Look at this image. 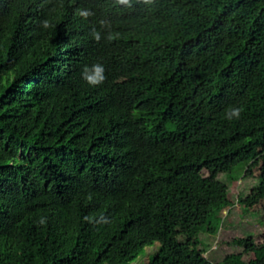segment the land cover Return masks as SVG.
<instances>
[{
    "label": "trees",
    "instance_id": "obj_1",
    "mask_svg": "<svg viewBox=\"0 0 264 264\" xmlns=\"http://www.w3.org/2000/svg\"><path fill=\"white\" fill-rule=\"evenodd\" d=\"M252 171L244 209L264 198V0H0V264L155 243L149 264H213L201 235ZM231 244L264 264V238Z\"/></svg>",
    "mask_w": 264,
    "mask_h": 264
},
{
    "label": "rangeland",
    "instance_id": "obj_2",
    "mask_svg": "<svg viewBox=\"0 0 264 264\" xmlns=\"http://www.w3.org/2000/svg\"><path fill=\"white\" fill-rule=\"evenodd\" d=\"M256 174L257 171H252L248 176H243L229 185L230 192L227 197L229 209L225 211L219 232L212 236L201 235L203 244L200 248L204 256L213 264H232L233 255L241 252L240 247L231 244V241L237 237L251 235L256 243V248L252 252L243 255L245 260L262 255L260 245L264 238V198L249 209H244L238 203L256 183ZM158 245L155 243L150 247H145L132 264H149L150 259L158 251ZM185 247V240L180 237V248L185 249Z\"/></svg>",
    "mask_w": 264,
    "mask_h": 264
},
{
    "label": "clouds",
    "instance_id": "obj_3",
    "mask_svg": "<svg viewBox=\"0 0 264 264\" xmlns=\"http://www.w3.org/2000/svg\"><path fill=\"white\" fill-rule=\"evenodd\" d=\"M119 4L127 5L129 3V0H118ZM82 15H86L85 13H81ZM47 27V24L44 25ZM96 39H99L98 34L96 35ZM86 82L91 86H98L99 84L103 83L105 80L104 76V68L100 64L93 65L92 71L90 74L85 75L83 77ZM234 115H239V110H234Z\"/></svg>",
    "mask_w": 264,
    "mask_h": 264
}]
</instances>
